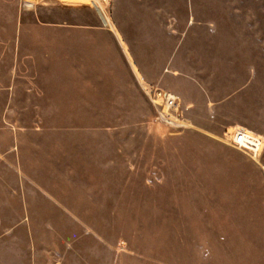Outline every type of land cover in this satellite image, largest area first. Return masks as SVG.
Returning <instances> with one entry per match:
<instances>
[{"label":"rangeland","instance_id":"374dc122","mask_svg":"<svg viewBox=\"0 0 264 264\" xmlns=\"http://www.w3.org/2000/svg\"><path fill=\"white\" fill-rule=\"evenodd\" d=\"M217 9L264 29V0H0V147L18 136L22 163L0 160V264H264V149L215 156L222 141L162 121L143 88L171 89L155 77L207 45ZM70 25L121 31L153 81L104 80L96 41ZM83 40L89 78L72 79Z\"/></svg>","mask_w":264,"mask_h":264},{"label":"crops","instance_id":"0c3cea01","mask_svg":"<svg viewBox=\"0 0 264 264\" xmlns=\"http://www.w3.org/2000/svg\"><path fill=\"white\" fill-rule=\"evenodd\" d=\"M221 12L225 13L224 21L220 19ZM215 15V19H212L208 26V46L196 47L192 56L189 55V50L178 49L155 78L163 83L174 82L169 91L177 92L181 97L182 113L193 129L207 134L206 138L209 140L224 143L220 146L222 150L216 152L218 154H214L215 156H244L238 154L239 152L235 154L233 146L229 143L237 128H245L261 137L262 144L257 154L261 156L264 149V100H261L259 94L264 88V29L259 25L249 24L246 20L242 23V18L233 20L234 15H240L233 14L231 10L217 9ZM228 16L232 19L228 20ZM66 28L81 29L88 33V36H85L87 43L96 41L98 71L104 80L109 79L108 75L112 73L115 75L117 67L131 72L133 78L139 79L140 76L143 79H153L154 76L147 75L148 67L138 63L130 43L118 29L74 25ZM22 29L23 26L15 27L19 49L24 42ZM203 31L201 25L194 24L195 41L206 39V35L202 36ZM90 33L95 36L90 37ZM85 40L80 41L84 46L73 48V52L65 58L66 64L70 65L65 74L70 75L72 79H77L80 74L89 78L85 60ZM180 54L182 58L179 57ZM16 96L12 94L10 101L14 102ZM20 110L16 104H8L6 109L7 112ZM6 129V126L0 127V130ZM9 156L17 157V166L20 168L21 165L22 169L18 136L6 149L0 147V160L5 161ZM13 189L23 193L20 188ZM23 194L21 202L19 201L22 216L13 221L15 225L25 222L26 199ZM15 198L19 200L18 196ZM14 259L17 264H26L25 255H15Z\"/></svg>","mask_w":264,"mask_h":264},{"label":"built area","instance_id":"2783aa9c","mask_svg":"<svg viewBox=\"0 0 264 264\" xmlns=\"http://www.w3.org/2000/svg\"><path fill=\"white\" fill-rule=\"evenodd\" d=\"M143 88L155 106L161 107L158 117L162 121L177 127L188 125L187 120L179 113V95L149 83H145ZM229 143L250 156L256 157L261 147L262 139L245 128H237Z\"/></svg>","mask_w":264,"mask_h":264},{"label":"bare ground","instance_id":"6f19581e","mask_svg":"<svg viewBox=\"0 0 264 264\" xmlns=\"http://www.w3.org/2000/svg\"><path fill=\"white\" fill-rule=\"evenodd\" d=\"M99 8H100V6H99ZM100 13H101L102 17L104 18V21H106V23L109 24V20H108L107 16L105 15V13L102 10L100 11Z\"/></svg>","mask_w":264,"mask_h":264}]
</instances>
